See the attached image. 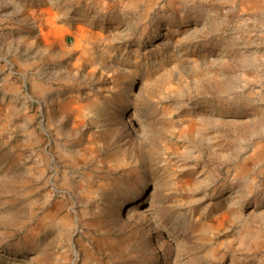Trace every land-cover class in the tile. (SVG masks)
<instances>
[{
    "label": "rangeland",
    "instance_id": "rangeland-1",
    "mask_svg": "<svg viewBox=\"0 0 264 264\" xmlns=\"http://www.w3.org/2000/svg\"><path fill=\"white\" fill-rule=\"evenodd\" d=\"M0 264H264V0H0Z\"/></svg>",
    "mask_w": 264,
    "mask_h": 264
}]
</instances>
